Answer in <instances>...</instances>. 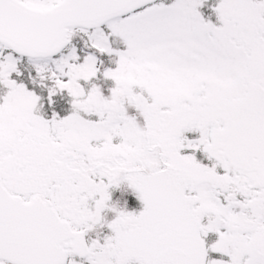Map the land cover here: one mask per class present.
Here are the masks:
<instances>
[{"label":"snow or ice","instance_id":"6c2138e0","mask_svg":"<svg viewBox=\"0 0 264 264\" xmlns=\"http://www.w3.org/2000/svg\"><path fill=\"white\" fill-rule=\"evenodd\" d=\"M0 264H264V0H0Z\"/></svg>","mask_w":264,"mask_h":264},{"label":"flooded vegetation","instance_id":"af4514ba","mask_svg":"<svg viewBox=\"0 0 264 264\" xmlns=\"http://www.w3.org/2000/svg\"><path fill=\"white\" fill-rule=\"evenodd\" d=\"M123 190V186H122ZM118 190L114 193L113 199L119 200L121 207H126V210L128 211H139L140 210V203L135 198V196L131 193L130 190L124 191V195L121 196V191ZM125 201H127V204L125 205ZM111 214V213H110ZM112 216L109 215V219H111Z\"/></svg>","mask_w":264,"mask_h":264},{"label":"rangeland","instance_id":"374dc122","mask_svg":"<svg viewBox=\"0 0 264 264\" xmlns=\"http://www.w3.org/2000/svg\"><path fill=\"white\" fill-rule=\"evenodd\" d=\"M169 2H170V0H169Z\"/></svg>","mask_w":264,"mask_h":264}]
</instances>
